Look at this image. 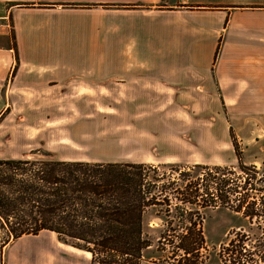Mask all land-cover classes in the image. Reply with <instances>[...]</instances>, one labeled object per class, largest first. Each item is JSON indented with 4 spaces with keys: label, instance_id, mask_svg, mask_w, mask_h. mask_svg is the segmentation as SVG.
<instances>
[{
    "label": "rangeland",
    "instance_id": "374dc122",
    "mask_svg": "<svg viewBox=\"0 0 264 264\" xmlns=\"http://www.w3.org/2000/svg\"><path fill=\"white\" fill-rule=\"evenodd\" d=\"M110 7L111 0H101L93 6L104 15L110 13ZM91 18L101 19L103 29L109 30L110 17ZM218 60L221 61L219 53L213 62ZM212 81L213 93L202 94L195 100L152 95L146 96L152 98L149 101H122L119 98L125 97L123 91L111 88L110 82L104 81L97 89L82 88L79 93L72 90L64 100L11 102L0 114V157L26 156L36 150L61 158L156 165L166 175L159 185L172 182L168 189L173 216L168 221L156 217L157 213L165 217L164 203L148 209L147 232L153 246L147 253L153 255L161 233H165V239H161L163 257L154 262L148 258L145 264L178 263L179 255L174 259L171 254H180L179 236L188 227L189 235L199 243L200 255L181 264H229L219 251L228 247L232 238L234 243L242 238L244 247L253 250L255 244L264 240V215L250 218L232 209L230 205L238 202L239 193L231 196L229 205L208 204L203 201L204 194L194 198V204L185 206L189 212L185 213L186 221L180 218L181 210L174 211V203L178 202L173 194L175 187L184 189L187 185L190 191L194 180L205 177L208 171L192 169L194 164L228 167L236 174L227 177H233L236 183L242 184L239 176L249 175L248 180L256 190L249 185L247 190L239 189L250 194L248 201H254L259 211L264 210V102L221 101ZM239 165L247 167V173ZM180 171L185 173L183 180ZM246 205L243 204L242 210ZM89 258L86 251L65 245L55 233L43 231L12 242L0 264H89Z\"/></svg>",
    "mask_w": 264,
    "mask_h": 264
},
{
    "label": "crops",
    "instance_id": "0c3cea01",
    "mask_svg": "<svg viewBox=\"0 0 264 264\" xmlns=\"http://www.w3.org/2000/svg\"><path fill=\"white\" fill-rule=\"evenodd\" d=\"M100 2L0 0V114L104 81L122 101L195 100L213 80L221 101L264 102V0Z\"/></svg>",
    "mask_w": 264,
    "mask_h": 264
},
{
    "label": "trees",
    "instance_id": "16d2710c",
    "mask_svg": "<svg viewBox=\"0 0 264 264\" xmlns=\"http://www.w3.org/2000/svg\"><path fill=\"white\" fill-rule=\"evenodd\" d=\"M194 167L207 168L205 177L198 176L190 191L187 185L173 190L178 200L174 211L181 210L182 220L186 221L189 214L185 206L203 194L208 204L229 205L231 196L239 193L238 202L230 205L232 209L250 218L264 215L254 201H248L250 194L240 191L247 190L248 185L256 190L249 175L238 177L240 182L243 179L241 184L227 177L236 174L228 167ZM239 168L246 172L244 165ZM179 173L180 179H185V173ZM164 178L158 166L146 162L68 159L36 150L26 156L0 157V263L12 242L43 231L55 233L65 245L88 252L89 264H145L148 258L159 261L165 233L157 237L153 255L148 254L153 241L148 236L146 213L164 203L165 217L160 213L156 217L168 221L173 216L168 189L172 182L158 183ZM244 203L247 205L242 210ZM187 229L179 236L180 254H171L174 259L179 255L176 264L200 255L199 243ZM237 240L234 243L230 239V245L219 251L223 260L229 264H264V240L253 250L244 247L242 238Z\"/></svg>",
    "mask_w": 264,
    "mask_h": 264
},
{
    "label": "built area",
    "instance_id": "2783aa9c",
    "mask_svg": "<svg viewBox=\"0 0 264 264\" xmlns=\"http://www.w3.org/2000/svg\"><path fill=\"white\" fill-rule=\"evenodd\" d=\"M1 19H2V16L0 15V21H1Z\"/></svg>",
    "mask_w": 264,
    "mask_h": 264
},
{
    "label": "bare ground",
    "instance_id": "6f19581e",
    "mask_svg": "<svg viewBox=\"0 0 264 264\" xmlns=\"http://www.w3.org/2000/svg\"><path fill=\"white\" fill-rule=\"evenodd\" d=\"M87 253V255H90L88 252H86Z\"/></svg>",
    "mask_w": 264,
    "mask_h": 264
}]
</instances>
